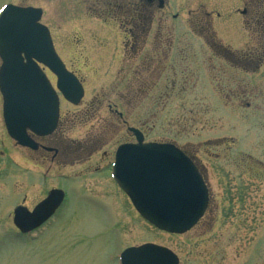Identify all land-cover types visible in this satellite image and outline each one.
<instances>
[{
    "label": "rangeland",
    "instance_id": "374dc122",
    "mask_svg": "<svg viewBox=\"0 0 264 264\" xmlns=\"http://www.w3.org/2000/svg\"><path fill=\"white\" fill-rule=\"evenodd\" d=\"M143 1L0 0V9L43 8L57 52L85 85L84 104L94 96L105 100L90 111L64 108L76 121L68 138L99 146L67 169L88 196L75 205L72 199L66 214L31 241L12 237L13 209L20 197L31 203L43 196V186L32 181L39 167L0 121V264H120L124 249L147 242L171 249L180 264H264V0H166L163 10L145 8L141 17ZM138 26L146 32L141 38ZM161 34L176 38L180 50L167 60ZM220 46L247 54L248 92L238 83L239 64ZM124 120L147 141L176 142L195 154L211 202L191 231L158 230L109 173L94 172L118 144L133 140Z\"/></svg>",
    "mask_w": 264,
    "mask_h": 264
},
{
    "label": "water",
    "instance_id": "95a60500",
    "mask_svg": "<svg viewBox=\"0 0 264 264\" xmlns=\"http://www.w3.org/2000/svg\"><path fill=\"white\" fill-rule=\"evenodd\" d=\"M43 10L8 4L0 13V90L8 133L17 143L35 147L27 134H48L59 116L57 91L39 64L57 75L64 97L78 104L84 96L79 78L57 54L49 28L41 23ZM129 130L137 143L119 147L113 176L137 211L160 230L183 234L193 228L209 205V188L195 163L172 143L144 142L143 133ZM59 191L51 192L32 213L18 208L15 222L29 232L50 215L46 209L59 203ZM54 203V204H53ZM40 219L35 222V219ZM30 226L29 228L22 226ZM169 248L155 243L129 247L121 264H179Z\"/></svg>",
    "mask_w": 264,
    "mask_h": 264
},
{
    "label": "flooded vegetation",
    "instance_id": "af4514ba",
    "mask_svg": "<svg viewBox=\"0 0 264 264\" xmlns=\"http://www.w3.org/2000/svg\"><path fill=\"white\" fill-rule=\"evenodd\" d=\"M144 1L143 3L145 4L143 5V7L140 8L141 12L138 15H140L143 11L146 12L145 8H153L154 6H157L158 9L163 10L167 6L166 0H144ZM134 4L135 3L130 2L128 5L132 9H134ZM142 15L143 14H141L140 16L143 17ZM133 18L135 19V17ZM132 24L134 25L133 20H132ZM134 29L137 30L136 25ZM138 30H139L138 37L140 38L143 37L146 33L145 31L143 32V27L138 26ZM135 34L136 33H134L133 35L132 33V36L135 39V41H137L138 37L135 36ZM140 34L142 35L140 36ZM192 34L194 36L193 39L195 41V27L192 31ZM180 38L181 39L178 42L182 44L184 38L183 37H180ZM160 42L165 46L162 48H163L166 60H167V56L169 55V53L172 52L173 50H175L177 53L178 51H180V50H176L177 47L174 44L177 43V40L172 35L169 36L168 34H165V35L161 34ZM135 43H133V45ZM194 48H195V42H194ZM221 49L225 50L226 48L224 49V47L222 46ZM228 50L229 49H226V51L228 52L229 58L233 62L239 64V65L236 64L237 67H239L238 70H240V72L243 73V76L240 75L237 77L240 79L238 83L240 84V86L243 85L244 83L246 84V81H247L246 75L248 72L247 54L241 53L239 56H236L235 53L233 54L232 51H228ZM181 51H186V50L181 49ZM147 60L150 61V59L148 58ZM0 65H1V58H0ZM257 65L256 67L258 68L259 66ZM43 70L45 71V73L47 74L49 78L53 77L54 81L56 80V77L53 75V73H51V71L48 68L44 67ZM51 81L53 82L52 79ZM85 93H86V89H85ZM85 96L78 105H74L70 103L69 101H67L63 96H60L59 97V102H60L59 119H58L57 126L54 129V131H52L50 134H47V135H38L37 133H34L30 129H28L27 133L35 141V147L29 148V147L16 145L22 149L28 150V152L32 153V155L36 158L35 164L39 167L40 173L37 174L36 177L32 181H34V183L37 185L39 184L40 186H43L44 189L42 192L43 196L31 203H27V198L25 196L20 197L21 200L20 201L18 200L17 205L13 209V216H14L15 209H17L18 207L21 210L26 211V213H30L34 211L36 207L40 205V203H42L50 195V193L53 190H61V192H59L60 199H59L58 205L53 208V211H51V209H46L44 213L50 212V215L46 217L45 219H41L42 220L40 221L41 223L39 225H36V227L33 228L30 232L28 233L23 232V228L13 223L12 225L13 229L11 230L15 232V235L12 237H14V240H16V242L35 240L34 237L38 235L39 232H44V231L49 230L52 227V225L55 224L54 222L55 220H58L59 218L63 216V214H66V209L69 206L72 199L74 200V205L78 202H83L82 199H87V196H88L87 194L82 193L81 190L76 189L77 187L73 186L72 182L75 179L73 180L72 178L73 176L70 174L69 170L67 169L68 167H71L76 163L80 164L82 162L87 161L89 157H92V155H94V153L98 151L99 146L97 145V143H88L89 141L75 142L69 139L67 133H69L70 130L76 125V121H74L72 118H66L67 113L64 112L65 111L64 108L66 106L81 107L83 105L86 107L85 109L87 111H90L91 109L94 110L96 107H102V103L105 102V100L101 101L98 99L97 96H94L91 99H88L89 101L87 100L88 103L85 102L84 104L83 101H85ZM96 103L98 106H96ZM108 109L112 115H116L119 119L124 118V113L118 110L116 104H108ZM0 121H2V124L4 126L2 127V129L4 130V132H6L7 130H6V126L4 124V119H3V99H2L1 93H0ZM124 123L127 124L128 122L124 120ZM129 126L130 125L127 124V128ZM144 135L146 138L145 132H144ZM132 138H133L132 141H134L135 140L134 136ZM132 141H127V142H132ZM127 142H124V143H127ZM119 146L120 144H118L116 148L113 150L112 158L110 160L103 161L101 164H98L94 168L95 173L101 174L103 172H107V174L109 173L108 176L112 177L111 176L112 168L115 162L116 152ZM179 147L183 150V152L189 158L192 159V161L198 166L202 174L206 177L205 172L200 166V163L195 158V154L189 151L190 148H184L182 146H179ZM0 154H3V152L0 151ZM106 154L107 152L105 153V155ZM42 168H45V170H42ZM39 220L40 219L38 218V219H35L34 221L37 222ZM22 226H25L27 228L30 227L26 225H22Z\"/></svg>",
    "mask_w": 264,
    "mask_h": 264
},
{
    "label": "trees",
    "instance_id": "16d2710c",
    "mask_svg": "<svg viewBox=\"0 0 264 264\" xmlns=\"http://www.w3.org/2000/svg\"><path fill=\"white\" fill-rule=\"evenodd\" d=\"M256 22H257V20H255ZM263 23H264V20L262 21ZM241 86H245V88L244 89H246L247 90V92H248V84H247V82H246V84L244 83L243 85H241ZM228 94L230 95V96H233L234 94L233 93H231V91H229L228 92ZM238 95H240V94H238ZM242 95H245V96H247L246 94H242ZM235 96H237V95H235ZM237 97H240V96H237Z\"/></svg>",
    "mask_w": 264,
    "mask_h": 264
}]
</instances>
